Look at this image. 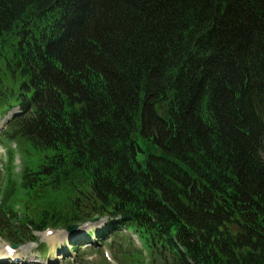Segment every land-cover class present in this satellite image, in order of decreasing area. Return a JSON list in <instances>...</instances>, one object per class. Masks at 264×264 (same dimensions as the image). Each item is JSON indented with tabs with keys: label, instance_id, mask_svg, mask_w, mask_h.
Instances as JSON below:
<instances>
[{
	"label": "trees",
	"instance_id": "16d2710c",
	"mask_svg": "<svg viewBox=\"0 0 264 264\" xmlns=\"http://www.w3.org/2000/svg\"><path fill=\"white\" fill-rule=\"evenodd\" d=\"M14 106L5 240L99 214L127 264H264V0H0Z\"/></svg>",
	"mask_w": 264,
	"mask_h": 264
},
{
	"label": "rangeland",
	"instance_id": "374dc122",
	"mask_svg": "<svg viewBox=\"0 0 264 264\" xmlns=\"http://www.w3.org/2000/svg\"><path fill=\"white\" fill-rule=\"evenodd\" d=\"M4 120H5V118L1 119L0 120L1 123H3ZM1 144L3 145L4 148L1 146ZM1 144H0V185L3 182V178L6 175V172H5L6 168H8L10 166L9 162L7 161V154H8V159H10V155L12 154L13 160L11 162V165L15 166V169H14L13 173H14L15 179L19 182V178H20V175H21L19 172L22 170L21 162L24 163V161H25V158L23 156V152L21 151V147L19 146V143L16 142V141H8V140H5L3 138H1ZM14 159H15V161H14ZM13 161H14V163H13ZM2 165H4L5 170L2 167ZM126 235H128L127 237H130V241L131 242H133L137 247H140L139 241H138L137 237L133 233H129V234H126ZM54 236H55V239H53V242H52L53 245L57 244V243H60L62 241H66V238H67L66 237V233H64V232L55 233ZM2 243L3 242L0 241V244H2ZM25 247L27 248L28 246H25ZM30 247H31V249L28 248L29 251H26L27 253H32L36 249V246H35L34 249L32 248V245H30ZM106 252L112 258V256L109 253V251L107 250ZM46 254H47V252H46ZM51 258H52V256L50 255V259ZM149 260H150V257H149ZM35 261L39 262L38 259H36V258H35ZM100 261L101 260H100V257L98 255L94 254L93 256L89 257V263L90 264H99ZM28 264H40V263L29 262Z\"/></svg>",
	"mask_w": 264,
	"mask_h": 264
},
{
	"label": "water",
	"instance_id": "95a60500",
	"mask_svg": "<svg viewBox=\"0 0 264 264\" xmlns=\"http://www.w3.org/2000/svg\"><path fill=\"white\" fill-rule=\"evenodd\" d=\"M99 220V217H96L95 219H94V221H98ZM79 225L80 224H72L71 226H69L68 227V231L69 232H73V231H75L78 227H79Z\"/></svg>",
	"mask_w": 264,
	"mask_h": 264
},
{
	"label": "bare ground",
	"instance_id": "6f19581e",
	"mask_svg": "<svg viewBox=\"0 0 264 264\" xmlns=\"http://www.w3.org/2000/svg\"><path fill=\"white\" fill-rule=\"evenodd\" d=\"M20 114H22V111L21 110H17V111H15V112H13V116H15V115H20ZM3 252H2V248L0 247V255L2 254Z\"/></svg>",
	"mask_w": 264,
	"mask_h": 264
}]
</instances>
